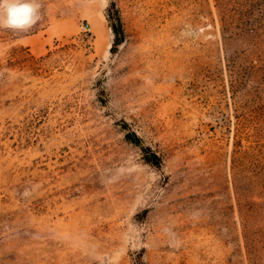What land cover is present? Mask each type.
Listing matches in <instances>:
<instances>
[{"label": "rangeland", "instance_id": "obj_1", "mask_svg": "<svg viewBox=\"0 0 264 264\" xmlns=\"http://www.w3.org/2000/svg\"><path fill=\"white\" fill-rule=\"evenodd\" d=\"M31 3L0 24V264H264V0Z\"/></svg>", "mask_w": 264, "mask_h": 264}, {"label": "clouds", "instance_id": "obj_2", "mask_svg": "<svg viewBox=\"0 0 264 264\" xmlns=\"http://www.w3.org/2000/svg\"><path fill=\"white\" fill-rule=\"evenodd\" d=\"M31 0H0V24L27 29L35 23Z\"/></svg>", "mask_w": 264, "mask_h": 264}, {"label": "trees", "instance_id": "obj_3", "mask_svg": "<svg viewBox=\"0 0 264 264\" xmlns=\"http://www.w3.org/2000/svg\"><path fill=\"white\" fill-rule=\"evenodd\" d=\"M114 23H113V29L118 37L117 42L120 43L122 38H123V30L121 29V25H120V21L118 17H115L114 19Z\"/></svg>", "mask_w": 264, "mask_h": 264}, {"label": "built area", "instance_id": "obj_4", "mask_svg": "<svg viewBox=\"0 0 264 264\" xmlns=\"http://www.w3.org/2000/svg\"><path fill=\"white\" fill-rule=\"evenodd\" d=\"M81 28H82L83 30H87V29H88V23H86V24H82V25H81Z\"/></svg>", "mask_w": 264, "mask_h": 264}]
</instances>
